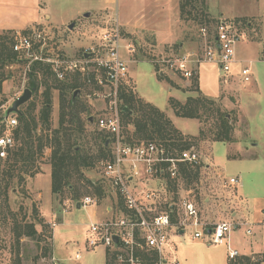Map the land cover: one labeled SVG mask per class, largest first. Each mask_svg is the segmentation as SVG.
<instances>
[{
  "label": "rangeland",
  "instance_id": "1",
  "mask_svg": "<svg viewBox=\"0 0 264 264\" xmlns=\"http://www.w3.org/2000/svg\"><path fill=\"white\" fill-rule=\"evenodd\" d=\"M162 1L156 4L154 9H150L149 13L151 14L153 10L155 15H151L150 22L141 27L138 23L130 26L123 24L118 19L117 13L124 21L138 22L141 19L140 13L147 11L146 0H118V3L115 0L114 7L106 6L110 0H44L42 9L51 20L41 15L39 24L35 25L33 30L41 33L40 42L36 43L28 54L24 51L20 53L17 56L19 62L4 69L8 79L1 85L0 125L6 110L25 89H28L29 70L31 64L35 62V57L41 59L43 64H46L47 59L58 57L79 59L88 47L98 44L103 30L117 26L122 38V46H129L130 49H122L120 53L127 61L128 75L132 77L138 94L170 118L173 126L184 137H196L201 124L196 120L176 118L168 105L169 98L184 102L187 95H191L186 92L190 90L192 81L182 78L175 72L166 71L163 77L175 84L174 87L172 86L175 88L173 89L166 81L158 79L159 74L152 61L164 55L174 57L190 53L200 57L204 47L200 29L204 26L212 31L215 22L219 19L233 21L243 34V38L235 46L237 63L232 67L231 73L222 76L218 67L211 63L199 64L197 71L201 92L211 98L219 96L214 100L231 121L233 142L213 143L211 149V142H201L192 146L201 157L197 179L186 180L180 175L175 182L156 181L158 185L154 186L149 184L145 186V184L155 180L142 179L137 182V190H150L159 194L160 200L152 207L151 214L168 212L169 205L176 207L172 215L176 223L182 219L180 206L184 198L191 199L198 208H202L205 200L208 199L211 204H220L227 195L231 196L230 202L235 201L236 198L239 200L237 204H245L246 209L252 211L255 208L262 209L264 208V0H197L194 5L195 12L189 19L184 20L179 17L178 0H164L166 3ZM104 6L107 9L93 12L88 20L80 18L81 23L79 22L72 29L68 28L77 15ZM169 20L181 30L178 39L170 47L156 46L154 33L150 27ZM131 49L134 50L133 53L129 52ZM243 66L250 68L248 82H242L240 79ZM38 78H41L40 73ZM47 80L51 86L56 85L57 82H76L79 85V102L85 108V113L82 115L85 120V130L77 141V148L81 155H86L91 161V166L82 169V173L84 180L92 182L94 188L96 186L102 188L100 197L94 193L93 188L87 187L83 182L70 181L69 183L77 191L79 201L84 197L94 199L96 208L98 207L97 211H101L104 215L105 208L123 209L122 200L104 178L97 151L100 146L98 134L108 136L95 126L96 120L106 115V101L103 97L108 94V89L87 86L80 75L72 73L63 81L57 80L52 75ZM134 83L129 79L128 84L139 98ZM42 92L43 87H40L37 94L32 93L31 99L19 107V111H24L31 102L36 106L35 115H37L42 102ZM193 93H195L193 96L197 95L196 91ZM51 97L50 122L53 130L57 128L58 123V92L53 90ZM88 117L93 123L86 120ZM128 131L132 132V128L128 127ZM121 132L126 140L127 136L123 131ZM50 154V149L44 150L43 156L37 162L39 173L34 178L26 179V182L20 186L11 184L6 196L0 193V264H13L17 255L21 259V264H52L53 257L55 264H107L106 249L103 246L89 248L87 242L90 238L89 224L99 219L107 220L108 217L95 218L93 215L95 207L77 209V202L68 188L59 195L51 194ZM139 169L142 171L141 167ZM231 178L238 180L233 188L228 186ZM35 217L45 224L35 225L39 235L35 238L22 237L17 243L13 229L16 226L35 223ZM218 221L213 220L212 223ZM248 223V227L240 225V228L234 229L230 234L229 247L237 250L239 254L242 253L243 246L249 242L252 243V250L255 252L264 245V226L252 224L251 221ZM52 224L55 226L53 227ZM247 228H251L250 235L245 234ZM199 231L202 238L193 239V228L185 227L181 234L173 228L164 249L166 260L169 263L174 260L179 264H229L240 261L239 256L232 261L228 260L226 244L210 245L209 235L202 228ZM76 255L80 256L78 260H75ZM248 259L251 264H264V248L261 254H254Z\"/></svg>",
  "mask_w": 264,
  "mask_h": 264
},
{
  "label": "built area",
  "instance_id": "2",
  "mask_svg": "<svg viewBox=\"0 0 264 264\" xmlns=\"http://www.w3.org/2000/svg\"><path fill=\"white\" fill-rule=\"evenodd\" d=\"M200 36L204 44L200 57L188 53L170 58H156L152 61L156 72L163 75L166 71H172L186 80H191L197 75L199 64L211 63L218 67L222 76L229 75L237 63L235 46L243 38L240 29L233 21L219 19L212 31L203 26ZM40 39L41 33L33 29L26 34L16 33L13 52L17 55L23 51L28 54ZM125 48L130 50L129 46H122L120 31L116 26L103 30L98 44L88 47L79 59L58 57L45 60L59 81L72 73L80 75L87 86L108 89V94L103 97L106 101V115L95 122V126L109 136V158L101 160L100 166L104 178L122 200L124 207L121 210L105 208L108 219L89 224L88 247L103 246L108 264H179L174 260L169 263L164 257V249L173 228L176 232L183 233L185 227H191L194 229L193 239L202 238L199 231L202 228L206 234L209 232L210 245L226 244L228 260H234L239 254L230 249L228 243L235 225L229 222L204 225L199 218V208L189 198L182 200V219L176 223L171 217L176 207L169 205L168 212L151 214L152 207L160 200L159 194L150 190H137V182L142 179L175 182L180 177L181 167H197L201 157L193 148L175 155L170 149L153 141L129 143L124 140L118 89L122 84L129 85L127 61L120 53ZM129 52L133 53L134 50ZM35 61L41 62V59L35 57ZM240 75L242 82H248L250 68L244 66ZM17 124L16 115L5 114L1 120L0 170L15 146L13 132ZM237 183V179L231 178L228 186L233 188ZM78 203L80 208L97 206L96 201L90 197H84ZM246 234H250V230ZM79 258V255L75 256V260ZM51 263L55 264L54 257Z\"/></svg>",
  "mask_w": 264,
  "mask_h": 264
},
{
  "label": "trees",
  "instance_id": "3",
  "mask_svg": "<svg viewBox=\"0 0 264 264\" xmlns=\"http://www.w3.org/2000/svg\"><path fill=\"white\" fill-rule=\"evenodd\" d=\"M178 1L180 19H189L195 12L194 5L197 0ZM27 32V30L23 31L22 34ZM14 37V31L0 32V91L2 83L8 79L4 69L19 62L18 55L12 49ZM38 72L41 78H38ZM51 75L54 76L49 65L39 61L31 64L28 90L37 94L40 87H43L42 102L37 115H35L36 106L31 102L24 111H19L16 115L18 124L13 132L15 146L0 170V193L6 196L11 184L20 186L26 182V179L34 178L39 173L37 162L43 156L44 150L50 149L51 194L59 195L68 188L72 191L74 200L79 202L76 189L69 183L76 180L93 188L94 193L101 197L102 188L100 186L94 188L92 182L84 180L82 169L89 168L91 161L86 155H81L77 148V141L85 130V120L82 118L85 108L80 104L78 96H74V93L79 91V85L76 82H57L56 85L51 86L47 80ZM158 79L172 86V82L163 75H158ZM191 81L189 91H196L197 95L187 97L182 103L169 98L168 105L176 118L196 120L201 124L196 137H184L163 112L137 98L130 85L122 84L118 89V99L121 102L120 120L122 131L127 136L126 141L131 143L153 141L170 149L175 155L201 142L232 143V124L227 114L220 110L214 99L207 98L198 91L197 75ZM53 90L58 92V123L57 128L52 130L50 121ZM88 119L89 117L86 118ZM128 127L132 128V132L128 131ZM97 138L100 139L98 158L108 159L109 148L106 143L109 136L98 134ZM180 175L186 180L197 179L199 166L193 168L183 166ZM34 220L35 223L23 226H16L15 222L13 235L17 243L22 237L35 238L39 235L35 225L43 226L44 222L36 217ZM13 264H21L18 255L14 258ZM229 264H251V262L248 258L242 257L240 261Z\"/></svg>",
  "mask_w": 264,
  "mask_h": 264
},
{
  "label": "crops",
  "instance_id": "4",
  "mask_svg": "<svg viewBox=\"0 0 264 264\" xmlns=\"http://www.w3.org/2000/svg\"><path fill=\"white\" fill-rule=\"evenodd\" d=\"M114 1L110 0V3H108L106 6H111V5L113 6ZM161 1L162 0H146L145 6H146L147 11H145L144 13L143 12L140 13L141 19L138 22L131 23V22L124 21L120 17V15L117 13L118 19L123 24H128L129 26H130V24L134 25L137 23L140 24L141 27L143 25L146 26L147 23L150 22L149 18L151 17V15H155V12L153 10H152L151 14L149 13L150 9H154L156 4L161 3ZM43 2H44V0H0V32L9 30V31H14L15 33H20V32H23V31H26L29 29L32 30V29H34L35 25L39 24L41 15H43L45 18L48 17V19L51 20L49 15L45 14L43 9H42V3ZM116 2L118 3V0H116ZM162 2L166 3V1H164V0ZM106 6H104L102 8L100 7V8H98L92 12L83 13L82 15H77L76 17H74L75 19L74 18L72 19L73 24H71V25H73V28L76 27V25H78V23L80 22V18H82L84 20H88V18L90 19L93 12L103 11L104 9H107ZM112 9L113 8H111V10ZM163 12L164 11H162V13ZM85 14H88L87 18H84ZM162 23L156 24L154 27H150V28H152L151 30H153L152 32L154 33L155 44H156V46H159V47H165V46L170 47L178 39L179 32H181V30L178 28V26H176L175 23H172L170 20L164 22L163 24ZM83 24H81V25H83ZM180 47H182V44L180 45ZM173 55H175V54H173ZM162 57L170 58L171 56L164 55ZM159 75L162 76L161 74H159ZM197 78H198V91L203 96H205L199 88V74H198V72H197ZM129 79L134 83L132 77L129 76ZM172 86L173 87L175 86V84L173 82H172ZM172 86H170V87L173 88ZM134 87H135V92L137 93L138 97L142 101L152 105V103H150L149 101H147L145 98L141 97L138 94V92L136 90L135 83H134ZM173 89H175V88H173ZM186 93L191 94V95H187V97H195V95L193 96V94H195L193 92L188 91ZM205 97L211 98L208 96H205ZM218 97H212L211 99H217ZM198 130H199V128H198ZM212 145H213V143H210V149H211ZM230 158H235V157H230ZM206 168H209V167L206 166ZM148 184L151 186L158 185V183L156 181L146 182L145 186H148ZM142 185H144V184H142ZM230 197L226 195L224 200L220 204H214V203L211 204V202L208 199L205 200V204L202 206V208H199L200 221L204 225H208V226L219 223V222H229V223H232L233 225H235V230L240 228V225H244V226L248 227L249 221H251L252 224L264 226V217H262V216H264V208H262V209L255 208L252 211L251 209H246L245 204H237L239 200H237L236 198H234L235 201L230 202V199H231ZM97 209H98V207L95 209V211L93 213L94 217L95 218H104L106 215H104L101 211L98 212ZM107 209L108 208H106V210ZM213 220H219V221L212 223ZM247 230H250V234H251V232H252L251 228H247ZM247 230H245V234H246ZM250 234H248V235H250ZM252 246L253 245L250 242L247 243L246 245H244L242 253L241 254L238 253L239 257L249 258L250 256H252L254 254H261L262 253L264 245L257 252L252 250ZM235 251H237V250H235ZM230 261H232V260H230Z\"/></svg>",
  "mask_w": 264,
  "mask_h": 264
},
{
  "label": "water",
  "instance_id": "5",
  "mask_svg": "<svg viewBox=\"0 0 264 264\" xmlns=\"http://www.w3.org/2000/svg\"><path fill=\"white\" fill-rule=\"evenodd\" d=\"M84 17L87 18V17H88V14H85ZM68 28H69V29H72V28H73V25H70ZM78 94H79V91H76V92L74 93V96H75V95L78 96ZM31 96H32V92H31L30 90H28V89H25V90L23 91V94H22L19 98H17V99L12 103V105H11L10 108H8V109L6 110V115L9 116V115H17V114H19V107H21V106H23L24 104H26V103L31 99ZM88 121H89L90 123H93V121H92L91 118H89ZM106 144H107V146H108L109 141H107ZM76 208H77V209L80 208V204H79L78 202H77V204H76ZM207 233L209 234V232H207ZM116 241H117L116 238H114V242H116Z\"/></svg>",
  "mask_w": 264,
  "mask_h": 264
}]
</instances>
